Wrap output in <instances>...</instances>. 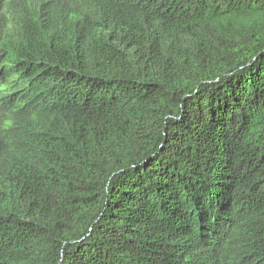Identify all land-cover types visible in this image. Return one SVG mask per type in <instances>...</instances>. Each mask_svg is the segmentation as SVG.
<instances>
[{
  "label": "trees",
  "instance_id": "obj_1",
  "mask_svg": "<svg viewBox=\"0 0 264 264\" xmlns=\"http://www.w3.org/2000/svg\"><path fill=\"white\" fill-rule=\"evenodd\" d=\"M0 264H264V0H0Z\"/></svg>",
  "mask_w": 264,
  "mask_h": 264
}]
</instances>
